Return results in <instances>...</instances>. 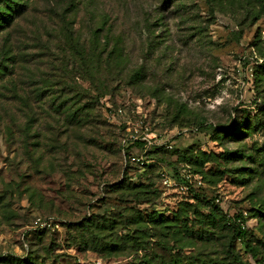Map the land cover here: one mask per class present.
Returning a JSON list of instances; mask_svg holds the SVG:
<instances>
[{"label":"rangeland","instance_id":"obj_1","mask_svg":"<svg viewBox=\"0 0 264 264\" xmlns=\"http://www.w3.org/2000/svg\"><path fill=\"white\" fill-rule=\"evenodd\" d=\"M31 1L0 90V258L264 264V0ZM101 15L125 62L89 75L66 51Z\"/></svg>","mask_w":264,"mask_h":264},{"label":"trees","instance_id":"obj_2","mask_svg":"<svg viewBox=\"0 0 264 264\" xmlns=\"http://www.w3.org/2000/svg\"><path fill=\"white\" fill-rule=\"evenodd\" d=\"M177 1L179 0H161L158 10L162 14L167 5L168 7L173 6L176 10L174 12L177 15L180 13L179 7L182 6V3H177ZM35 3L36 1L34 2L31 0H0V90H5L6 84L8 85L14 82L10 81L9 78L16 75V71L14 73V67H10V65L7 64L9 62L14 63V59L11 57V54L19 48L18 44L14 43L13 36L15 30L21 29L19 23L28 20V13L30 10H33ZM193 7H197V4L192 3L190 8ZM96 14L97 11L95 10L91 13L93 19L96 17ZM97 19V25L93 27L90 39L81 41L79 38L76 39L73 37L74 41L71 40L69 42V44L72 43L70 45L71 48L69 51H66L67 55L69 53V55L73 58L80 56L81 61H83L81 63H84L85 67L88 69L87 72L84 70L86 74H89L90 71L96 72L97 70L106 67L105 64L116 68L118 64L121 65L122 62H125L123 58V54L125 53L124 42L113 32L111 28H109L105 15H101V17ZM104 59H106V61H104ZM79 65L80 62H78V66ZM143 75V71H132L128 76L127 81H136L137 78L143 79ZM224 219L227 222H232L230 225L233 224L232 232L234 238L238 240L246 250H250L251 248L248 245V237L245 228H242L241 225L238 224V220L241 218L236 217L231 219L224 216ZM39 231L42 232L43 230ZM0 259L4 261L3 264H7V262L13 260L12 257H3ZM14 261L15 264L29 263L28 259H25V257L14 259Z\"/></svg>","mask_w":264,"mask_h":264},{"label":"built area","instance_id":"obj_3","mask_svg":"<svg viewBox=\"0 0 264 264\" xmlns=\"http://www.w3.org/2000/svg\"><path fill=\"white\" fill-rule=\"evenodd\" d=\"M238 224L241 225L242 228H244V225H243V223H241L240 220H238ZM52 225H53V220L52 219H45V220H42V221L39 219L35 223V229H39V228L45 229L46 227H52Z\"/></svg>","mask_w":264,"mask_h":264}]
</instances>
